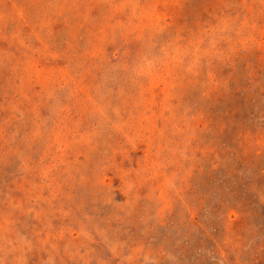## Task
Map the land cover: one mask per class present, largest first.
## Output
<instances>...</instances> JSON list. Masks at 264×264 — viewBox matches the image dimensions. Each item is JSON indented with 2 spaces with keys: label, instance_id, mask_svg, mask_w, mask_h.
Listing matches in <instances>:
<instances>
[{
  "label": "rangeland",
  "instance_id": "rangeland-1",
  "mask_svg": "<svg viewBox=\"0 0 264 264\" xmlns=\"http://www.w3.org/2000/svg\"><path fill=\"white\" fill-rule=\"evenodd\" d=\"M0 264H264V0H0Z\"/></svg>",
  "mask_w": 264,
  "mask_h": 264
}]
</instances>
